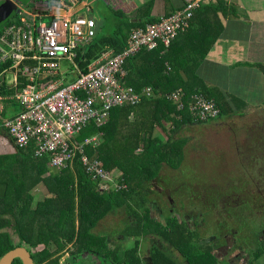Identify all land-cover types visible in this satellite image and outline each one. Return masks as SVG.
Masks as SVG:
<instances>
[{
    "label": "trees",
    "instance_id": "obj_1",
    "mask_svg": "<svg viewBox=\"0 0 264 264\" xmlns=\"http://www.w3.org/2000/svg\"><path fill=\"white\" fill-rule=\"evenodd\" d=\"M143 9L144 15L141 22L133 23L129 19H127L128 22H124L125 17H123L122 20L117 21L116 28L112 33L98 34L92 44L84 48L77 60L83 72H89V65L99 60L109 50L113 51L114 55L124 50L129 36H127L126 28L130 30L133 25H136V28L138 26L145 27L149 23L160 21L162 18L169 17L179 11L177 8L175 11L157 18L152 15L151 4L143 5ZM19 18L20 14L16 12L5 21L3 27L11 24L14 20H19ZM179 34L172 40V43ZM150 52L152 51L144 50L126 62L125 69L128 74L124 77L125 82L128 83L129 81L133 84V76L137 72V61L142 55L150 57L152 54ZM163 58H159L162 64L164 63ZM257 65L264 72V64L258 63ZM165 78L169 79L171 85H175L178 81L167 74H165ZM156 85L157 82L154 83L152 78L140 80L137 89L140 88L139 90H141L144 86H151L154 90V96L148 99L151 101L145 100L137 106H124L117 112L113 111L106 125L97 127L94 122H91L78 136V141L82 143L86 139L101 135L100 144L96 148H86V155L92 161L101 163L111 183L120 186L126 184L125 189L121 187L117 192L102 191L99 183L93 182L86 175L79 156L73 168L62 173L48 169L46 160L36 159L34 149L21 150L15 147V155L0 156V260L10 251L20 247L28 245L30 249L35 250L43 246L44 252L39 251L34 255L30 252L35 264H57L60 257L55 259L53 257L71 246L68 250L71 257L67 263L79 264L82 256L76 252L77 248L83 247V237L90 233L97 221L104 216L101 212L104 205L110 204V213L120 208L124 209L128 219L127 223L129 225L130 223L134 224V230L125 229L121 234L126 241L136 240L133 244L135 249L138 247L141 249V241L144 240L145 243L146 239L150 240L154 237L167 246L165 251L172 250L180 256L186 257L189 255V257L201 256V260L213 264L209 251L211 247L208 244L200 246L198 244L199 236L195 243L194 234L188 229L186 223L179 224L172 214L164 215L165 225L152 217L151 206L154 199H152L153 192L149 185L154 182V179L146 166H152L154 159H158L160 164L161 162H170L173 167L180 168L184 160L179 151L174 153L171 158H165L161 151L164 148V142L156 137L153 138L154 131L157 128H163L158 119L159 116L162 120L173 121L175 130H178L180 123L189 122L195 123V126H207L211 125L212 122L218 123L223 118L232 116L233 113H231L230 108L224 107L226 101L221 102V96L217 95V91L209 87L204 81L198 82L189 77L182 85L177 86V84L162 95L156 94L159 91ZM177 90L184 92L185 109L183 111H178L177 105L166 99V94ZM13 92V90L6 88L5 93L11 95ZM195 96H201L215 105L218 111L215 119L202 121L191 113L189 106L195 103L193 99ZM163 100L169 102L168 107H171L167 113L160 112V102ZM145 102L152 108V115H144V110L141 108L145 106ZM133 115L135 121L131 122L130 117ZM179 117L181 120L178 119ZM255 130L253 133L249 132V135L253 134L254 140L259 142L260 147H264V133ZM11 141L13 142V140ZM172 143L173 139L169 138L167 145L171 146ZM140 149L142 154L135 155V152ZM176 159L180 160L179 163ZM253 160L255 161V158ZM260 162L262 165L263 161ZM139 170L148 172L144 182L139 179ZM119 172L122 173V176L119 175ZM260 172L264 173V170ZM253 173H259L257 166L253 167ZM40 183L47 188L48 196L34 208L33 194ZM114 194L118 196L115 198L113 197ZM76 215L79 217L78 220ZM87 218H92V220L87 221ZM11 228L15 231L17 243L14 242V235L6 231ZM147 236L149 237L147 238ZM108 238L110 241L107 240L108 245L104 247L106 250H109V244L111 247V241L114 239L110 236ZM95 241L99 244V241ZM50 245L56 246V251L53 253H49ZM117 247L119 249V246ZM83 250L89 253L86 248ZM111 250H109L111 258L114 261L119 260L115 263L125 264V258L116 257V253H112ZM89 254L93 255L92 253ZM103 255L94 254L93 256L98 261L99 259L107 261ZM149 257L152 264H176L173 257L159 251V248L154 246L150 248ZM89 258L88 256L87 259ZM14 264L22 263L17 260Z\"/></svg>",
    "mask_w": 264,
    "mask_h": 264
},
{
    "label": "built area",
    "instance_id": "obj_2",
    "mask_svg": "<svg viewBox=\"0 0 264 264\" xmlns=\"http://www.w3.org/2000/svg\"><path fill=\"white\" fill-rule=\"evenodd\" d=\"M204 1L183 0V7L171 16L132 29L121 53L104 54L89 65L87 73L77 60L98 35L89 3L85 11L91 15L60 12L82 0H48L34 11L21 10L20 17L28 11L31 18L14 20L0 30V130L14 147L34 149L35 158L46 160L48 169L57 173L73 168L79 156L86 175L102 185L107 172L86 155V148L100 144L101 135L82 143L78 136L91 122L106 125L113 110L137 106L154 96L152 87L139 90L125 83L126 62L144 50L170 47ZM61 61L71 65L67 72L61 71ZM6 88L13 94L5 93ZM183 97L182 90L166 94L178 111L185 109ZM193 99L194 116L202 121L215 119L218 111L213 103L201 96ZM7 105L18 107L19 112L4 118Z\"/></svg>",
    "mask_w": 264,
    "mask_h": 264
},
{
    "label": "rangeland",
    "instance_id": "obj_3",
    "mask_svg": "<svg viewBox=\"0 0 264 264\" xmlns=\"http://www.w3.org/2000/svg\"><path fill=\"white\" fill-rule=\"evenodd\" d=\"M13 2L17 8L20 6V9L34 11L36 8H38L36 6V0H14ZM17 8L12 15L17 12ZM92 8L94 10V17H100L103 15L105 18L106 16V19L104 20L103 18L102 20L104 21L105 25L103 30L104 34L112 33L116 28L117 21L122 20V18L125 17V12L119 10L117 5L111 4L109 0H95L93 2ZM29 13L30 12L27 11L25 14H22L19 18V21H21V19H30L31 16ZM75 13L77 12L67 13V15H75ZM82 13L91 15L87 11H83ZM4 23L0 24V29L3 28ZM7 26L8 25H5V27ZM70 67L71 65L68 62L61 61V71L67 72L68 68ZM9 79H11V75H8V80ZM134 88L136 89V87ZM119 109L121 108L115 109L113 111L117 112ZM17 111L19 112L18 107L14 105H7L6 112L4 113L3 117L10 118L18 113ZM247 115L249 116L244 120L236 118L228 121L223 118L222 121H219L218 123L212 122L211 125L207 126H195V123L189 122H186L185 124L180 123V128L178 130H175L176 127L173 121L159 119L163 128L160 127L156 129L155 136H161L160 139L164 142V148L161 150L164 157L171 158L174 153L179 151V153L182 154L184 160L180 165V168L173 167L170 162H161L160 164L158 159H154L152 166H146V168L152 173L151 176H153L154 179V182L151 183L153 187V189H151L153 192L152 199H154L152 200V204L157 206L153 207L152 209L155 211L161 210L166 216L168 215V211H171V209H176L179 217L181 218L187 214L189 215L192 209L198 206L196 204H200L198 203L197 199L194 198L193 194L184 197L182 201L181 193L183 191H187L191 187H194V189L198 191L195 192L194 195L201 196L206 193L202 192L203 188L209 187L212 184L228 185L231 182L235 183V185H241L242 183L246 184L248 182L246 177L251 175L253 172V167L255 166V161L253 159L264 154V147H260L259 142H256V140H253V137L249 136L250 129H257L255 131L264 133V111L256 113L255 117L252 114ZM178 119H180V117ZM130 121H135V117H131ZM155 125L159 126L157 124ZM261 129H263V131ZM169 138L173 139L171 146L167 145ZM174 143L175 145H173ZM161 145H163V143ZM14 150L15 149L13 146L5 150V152L0 151V154H13ZM140 154H142L141 149L135 152V155ZM262 160L264 159L262 158ZM176 161L179 163L180 160L176 159ZM138 174L139 179L144 182L148 172L139 170ZM119 175L122 176V173L119 172ZM151 184L149 186H151ZM98 185L102 191L107 192H117L121 189V187L123 189L127 187L126 184L120 186L119 184H114L113 182L111 183L108 178L104 181V183H102V185ZM160 189L170 191L169 195L174 202L173 205L169 204V196L166 194V192L163 193L160 191ZM47 194V188L41 183L38 184V187L33 194V207L35 208L39 202H42L48 196ZM117 196L118 195L116 194L113 195L115 198ZM181 202L185 206L184 210H181ZM110 211V204L104 205V207L101 209V212H103L104 216L97 221V224L90 231V233L85 234L86 236L83 237V247L77 248L76 252L82 256V260L83 258H88V256L90 258L83 262L80 260L79 264H117L115 262H119V260L114 261V259H112L109 254V250L111 249L112 253H116V257L125 258V264H145L143 257H148V253L151 248L149 243H147L145 247L143 240L141 241V249L140 247L135 249L133 244L136 240L132 239L126 241V239L121 234L125 229H135L134 224L130 223L129 225L127 223L128 219L125 210L120 208L115 212L110 213ZM152 217L155 220L160 221L163 215L153 214ZM76 218L78 220L79 217L77 216ZM86 220L89 221L92 220V218H87ZM209 223L211 222L209 221ZM254 223L255 222L252 224L254 225ZM76 225L78 227V224ZM6 231L7 233L14 235V242L17 243L18 240L14 234V229L11 228ZM206 233L209 240V237L212 234L210 232H203V235ZM108 236L113 237L114 239L111 241V247L109 244V250H106L104 247L108 245L107 242L110 241ZM148 237L149 236H147V238ZM95 240L99 241V244ZM119 240L120 242H118ZM60 243L62 244V241H60ZM205 244L206 242L204 240L203 245ZM117 246H119V249ZM25 248H27L33 255L39 253V251L44 252L43 246H40L35 250L30 249L28 245L25 246ZM69 248H71V246L53 257V259L60 257V260H58L57 264H68L67 262L71 257L70 252L68 251ZM85 248L93 255L98 254L101 256V254H104L103 256L107 261L101 259L98 261L95 256L89 254L88 252H84L85 250L83 249ZM54 251H56V246L50 245L49 253H53ZM161 252L173 257L176 261V264H211L208 261L206 263L204 260H201V256H180L178 253H171L169 250ZM211 261L213 264H217L213 258Z\"/></svg>",
    "mask_w": 264,
    "mask_h": 264
},
{
    "label": "crops",
    "instance_id": "obj_4",
    "mask_svg": "<svg viewBox=\"0 0 264 264\" xmlns=\"http://www.w3.org/2000/svg\"><path fill=\"white\" fill-rule=\"evenodd\" d=\"M36 1V6L39 7L48 0ZM94 1L86 0L68 7L67 9L71 11L61 9L60 12L63 11V15L82 13L85 11V5L89 3L94 15L92 8ZM109 1L125 12L124 22H128L129 19L133 23L141 22L144 15L143 5L151 4L152 15L157 18L183 6V0ZM5 2L7 0H0V5ZM21 10L23 9H20V12ZM95 18L98 21V34H104L103 15ZM134 27L136 28V25L130 30L126 28L127 36ZM150 53H152L150 57L142 55L137 61L133 84L128 81L125 82L127 85L138 88L140 80L152 78L154 83L157 82L156 86L159 89L156 94L162 95L173 86L182 85L190 77L198 82L204 81L217 91V95L221 96V102L226 101L224 107L227 106L226 109L230 108L233 113L226 118L228 121L236 118L244 120L249 116L247 114L255 117L256 113L264 111V72L257 65L264 64V0H205L196 10L190 26L179 34L170 47L165 49L162 46L160 50ZM108 54L113 55V51L109 50ZM159 58L164 59L163 64ZM165 74L176 78L178 80L176 84H169ZM145 87L151 86L143 88ZM145 103L141 108L144 115H152V108ZM168 103L164 100L160 102L161 113L171 110ZM236 113L238 114L235 115ZM0 132V151L5 152L14 145L5 132L2 130ZM155 133L156 131L153 138L161 140V136H155ZM15 154L14 150L13 154L2 153L0 156Z\"/></svg>",
    "mask_w": 264,
    "mask_h": 264
},
{
    "label": "flooded vegetation",
    "instance_id": "obj_5",
    "mask_svg": "<svg viewBox=\"0 0 264 264\" xmlns=\"http://www.w3.org/2000/svg\"><path fill=\"white\" fill-rule=\"evenodd\" d=\"M254 130L250 129V133ZM249 136L254 140L253 134ZM263 155L255 157L254 167H258L259 173L252 172L249 177H246L248 181L246 184L235 185L233 182L228 185L212 184L203 188L202 192L206 193L201 196L194 195L198 191L191 187L181 193L182 201L184 197L193 194L200 204H196L198 206L194 207L189 215L181 218L176 209L168 211V215L172 214L179 224L186 223L188 229L194 234L195 243L198 236L200 246L205 240L211 247L209 250L211 257L217 264L222 262L223 264H264V173L260 172L264 170ZM260 161H263V167ZM150 189H153L152 184ZM160 191L166 192L169 196V204L173 205L170 191L163 189ZM181 205V210H184L185 206L182 202ZM156 206L152 204L151 209ZM152 214H162L163 217L159 222L165 225L163 211L152 209ZM253 222H255L254 225ZM203 232L212 234L209 240L207 233L203 235ZM147 243L150 247L159 248V251H165L167 248L163 242L154 237L145 240V247ZM169 251L175 253L172 250ZM143 258L145 264H152L149 253L148 257ZM86 259L83 258L82 261Z\"/></svg>",
    "mask_w": 264,
    "mask_h": 264
},
{
    "label": "water",
    "instance_id": "obj_6",
    "mask_svg": "<svg viewBox=\"0 0 264 264\" xmlns=\"http://www.w3.org/2000/svg\"><path fill=\"white\" fill-rule=\"evenodd\" d=\"M17 6L11 0L0 5V24L4 23L13 14ZM17 13H20V8H17ZM19 260L22 264H35L32 254L25 247L14 249L7 253L0 260V264H14L15 261Z\"/></svg>",
    "mask_w": 264,
    "mask_h": 264
}]
</instances>
